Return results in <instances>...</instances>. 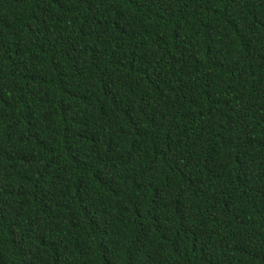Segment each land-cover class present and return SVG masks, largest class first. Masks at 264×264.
Wrapping results in <instances>:
<instances>
[{
  "label": "trees",
  "instance_id": "16d2710c",
  "mask_svg": "<svg viewBox=\"0 0 264 264\" xmlns=\"http://www.w3.org/2000/svg\"><path fill=\"white\" fill-rule=\"evenodd\" d=\"M0 264H264V0H0Z\"/></svg>",
  "mask_w": 264,
  "mask_h": 264
}]
</instances>
